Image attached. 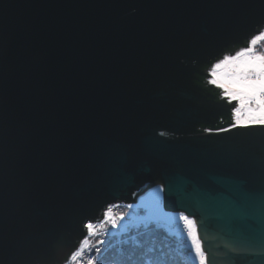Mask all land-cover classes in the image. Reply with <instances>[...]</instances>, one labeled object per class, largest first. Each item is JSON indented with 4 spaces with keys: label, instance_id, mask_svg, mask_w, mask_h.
<instances>
[{
    "label": "water",
    "instance_id": "water-1",
    "mask_svg": "<svg viewBox=\"0 0 264 264\" xmlns=\"http://www.w3.org/2000/svg\"><path fill=\"white\" fill-rule=\"evenodd\" d=\"M261 31L264 0H0L2 264H64L84 222L158 187L209 264H259L220 201L264 189V133L221 131L237 102L200 78Z\"/></svg>",
    "mask_w": 264,
    "mask_h": 264
},
{
    "label": "snow or ice",
    "instance_id": "snow-or-ice-1",
    "mask_svg": "<svg viewBox=\"0 0 264 264\" xmlns=\"http://www.w3.org/2000/svg\"><path fill=\"white\" fill-rule=\"evenodd\" d=\"M261 42H264V31L252 38L247 48L216 63L210 72L212 79L209 83L223 89V96L229 102H237L232 109L230 128L221 131L241 129L247 134H251V130L264 133V50L258 46ZM2 46L3 41L0 40V48ZM6 135L3 108L0 106V197L3 191ZM160 191L163 189L158 190L155 202L147 207L150 218L165 219L169 223H175L177 220L183 222V231L180 233L182 243L175 250L176 255H173L171 250L167 253L161 251L160 255H156V250L152 247L138 252L143 246L137 241H133L132 250L128 254H125L123 247L126 241L117 247L110 240L97 239L93 248L92 238L100 235V229H104L105 237L109 236L108 229L104 227L106 222L110 223L113 230L120 227L127 229V224L119 223L124 220V216L121 215L117 220L109 207L104 212V221L99 224L91 220L84 222L86 235L64 264H85L86 253L87 264H209V252L205 250L195 221L183 213L178 217L165 213L161 207ZM234 191L235 199L221 198L220 203L233 221L243 223L237 231L236 239L227 247L237 256L258 257L259 264H264V189L254 193L239 189ZM209 198L216 199L211 196ZM249 220L254 223H246ZM105 245L107 247H101ZM112 247L116 248L120 258L108 261L105 254ZM182 249L186 250V255Z\"/></svg>",
    "mask_w": 264,
    "mask_h": 264
},
{
    "label": "trees",
    "instance_id": "trees-1",
    "mask_svg": "<svg viewBox=\"0 0 264 264\" xmlns=\"http://www.w3.org/2000/svg\"><path fill=\"white\" fill-rule=\"evenodd\" d=\"M207 70L208 67H204L202 69V71L205 73L204 77L200 78V83H202V85L206 83ZM125 209H132V208L126 207ZM181 226H183V224ZM109 233H110L109 236L104 238L99 237L97 239L110 240L112 241L113 245H116L117 247L121 246V242L126 241L127 243L123 245L125 254L131 252L133 241H137L143 246L141 249L138 250V252L144 251L147 248L152 247L156 250L155 251L156 255H160L161 251L167 253L170 250L172 251L173 255H176L175 250L178 247H180L182 243L180 236L172 237L171 235H168L163 230V226L161 224H156L153 222L143 223L140 226H135V227H133L131 224H128L127 229H125L124 231H121L119 229L118 231L115 232L109 231ZM185 239L186 237H184V241ZM96 240L92 243L93 248L95 247ZM101 247L102 248L107 247V245ZM182 251H184L186 255V250L182 249ZM105 255L108 261H114L120 258L115 247L110 248V250ZM85 264H87V253L85 254Z\"/></svg>",
    "mask_w": 264,
    "mask_h": 264
},
{
    "label": "rangeland",
    "instance_id": "rangeland-1",
    "mask_svg": "<svg viewBox=\"0 0 264 264\" xmlns=\"http://www.w3.org/2000/svg\"><path fill=\"white\" fill-rule=\"evenodd\" d=\"M258 46H259V48L261 50H264V42L259 43ZM228 56H231V55H228ZM158 190H160V189H154L147 196H145L143 198L141 206H139L137 208L125 209L126 206H124V205L111 206L112 214L114 215L115 218H117V220H118V218L121 215L124 216V220L123 221H119V223L121 225L127 224V227H128V224H131L133 227H135V226H140L143 223L153 222V223H156V224H161L163 226V230L168 235H171L172 237L173 236L174 237H179L180 236V231H181L180 230L181 229V225L183 224L182 221L177 220V222H175V223H169L165 219L150 218V214H149V210H148L147 206H149V205H151V204H153L155 202L156 193L158 192ZM159 195H160V200H161V207L163 208V206H162V191L159 192ZM164 212L167 213L169 216H176V217L179 216L178 214L168 213L165 210H164ZM119 229L121 231L125 230L123 227L118 228V230ZM99 231H100V235L98 237L92 238L91 243H93L99 237H101V238L105 237L104 229L102 228ZM108 231L115 232L116 230L110 229ZM185 241H186V239H185Z\"/></svg>",
    "mask_w": 264,
    "mask_h": 264
},
{
    "label": "built area",
    "instance_id": "built-area-1",
    "mask_svg": "<svg viewBox=\"0 0 264 264\" xmlns=\"http://www.w3.org/2000/svg\"><path fill=\"white\" fill-rule=\"evenodd\" d=\"M221 62V61H220ZM219 63V62H218ZM214 67V66H213ZM212 70V69H211ZM211 70L209 71V74H210V72H211ZM212 79V77H210V79L209 80H211ZM211 84V83H210ZM156 189H159V188H156ZM153 191V190H152ZM151 192V191H150ZM149 192V193H150ZM149 193H147L145 196H147ZM145 196H143V197H140V198H138L137 199V201H136V203H134V204H132L131 206L132 207H129V205H127L126 207L127 208H137V207H139L140 205H141V203H142V201H143V198L145 197ZM113 215V214H112ZM102 221H104V217H103V219L100 221V222H102ZM100 222H98L97 224H99ZM104 227L105 228H107L108 230H110L111 229V226H110V223H105L104 224ZM116 231L118 230V229H115ZM181 232L183 231V226H181Z\"/></svg>",
    "mask_w": 264,
    "mask_h": 264
},
{
    "label": "flooded vegetation",
    "instance_id": "flooded-vegetation-1",
    "mask_svg": "<svg viewBox=\"0 0 264 264\" xmlns=\"http://www.w3.org/2000/svg\"><path fill=\"white\" fill-rule=\"evenodd\" d=\"M203 87H204V89L206 91H208V93H210V95L212 97H215L216 99H219L220 98V96H219L220 90L216 86H214L213 84L209 85L207 83H204L203 84ZM198 129H203V127L201 126Z\"/></svg>",
    "mask_w": 264,
    "mask_h": 264
},
{
    "label": "bare ground",
    "instance_id": "bare-ground-1",
    "mask_svg": "<svg viewBox=\"0 0 264 264\" xmlns=\"http://www.w3.org/2000/svg\"><path fill=\"white\" fill-rule=\"evenodd\" d=\"M132 205V204H131ZM124 206H127V205H124Z\"/></svg>",
    "mask_w": 264,
    "mask_h": 264
}]
</instances>
